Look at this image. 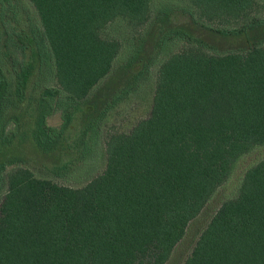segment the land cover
<instances>
[{
	"label": "trees",
	"instance_id": "trees-1",
	"mask_svg": "<svg viewBox=\"0 0 264 264\" xmlns=\"http://www.w3.org/2000/svg\"><path fill=\"white\" fill-rule=\"evenodd\" d=\"M30 2L38 22L17 5L9 10L14 26L0 41V179L8 187L0 203V264H166L241 158L264 146L261 1ZM178 8L246 45L212 53L188 29L161 31L159 55L186 45L159 60L150 114L129 131L108 134L102 173L82 187L39 178L22 165L4 176L17 141L46 154L74 151L70 163L88 148L96 152L102 120L148 74V67L132 68L138 46L123 66L130 71L124 84L92 109L90 94L113 73L124 48L110 26L139 31ZM58 107L63 123L55 128L47 118ZM79 113L86 124L66 145ZM184 264H264V159L245 172Z\"/></svg>",
	"mask_w": 264,
	"mask_h": 264
},
{
	"label": "rangeland",
	"instance_id": "rangeland-1",
	"mask_svg": "<svg viewBox=\"0 0 264 264\" xmlns=\"http://www.w3.org/2000/svg\"><path fill=\"white\" fill-rule=\"evenodd\" d=\"M260 1L262 4L258 13L264 19V0ZM17 5L22 6L25 15H29L34 22H38L36 8L30 0H0V17H2L0 18L1 44L5 40V32L7 34L12 29V26H14L10 21L12 19L10 17L12 11L9 10H13ZM180 5L183 6L182 4ZM157 16L158 14L146 27L139 31H134L121 22L110 26L108 30L111 35L117 36L122 41L124 48L116 62L113 73L102 81L90 94L87 102L90 103L89 105L92 109L101 107L103 102L120 85L124 84L126 80L124 75L126 73L124 72L128 73L130 71L127 69L123 70V66L129 63L133 50L138 48V46L140 47V49L138 48L139 56L132 68L134 71H138L144 67H148V74L141 88L137 92H134L127 100L112 109L102 120L101 135L96 152L92 148H88L85 154L79 157L76 155V160L70 163L72 157L75 156L74 151H68L61 147L56 152L46 154L29 140L17 141L12 150L13 152L10 151L14 155L15 163L7 167L4 176L13 167L22 165L33 170L39 178L52 179L60 184L72 187H82L102 173L106 167L105 144L108 134L114 130L129 131L138 121L150 114L153 103L156 71L159 66L158 63L170 53L182 50L186 45L185 42L177 43L172 47L171 51L163 52L162 50L161 55H159L161 48L157 46V43L161 31L173 28L188 29L195 36L204 39L209 44L207 50L212 53L232 52L246 45L244 38L224 36L213 30V28L201 26L197 19L190 17L179 8L171 12L169 17L158 20ZM22 24L23 27H26L25 23ZM217 26V24L212 25L214 28ZM129 47H132L130 52L127 50ZM155 60L156 62L153 63ZM82 114L79 113L77 115L74 125L68 132L69 135L65 143L66 145L74 142L80 130L86 124L88 118ZM95 115H97V112L90 113V117ZM47 123L49 126L60 128L63 123L62 109L59 107L56 108L54 113L48 116ZM13 126V124H9L7 129H12ZM91 145L92 142L90 143V147ZM262 159H264V146L255 149L253 152L241 158L229 181L217 190L202 212L190 222L185 236L176 245L166 264H184L211 218L222 203L235 194L245 172ZM65 163H68V165L66 166ZM7 188L6 181L0 179V203L7 192Z\"/></svg>",
	"mask_w": 264,
	"mask_h": 264
}]
</instances>
